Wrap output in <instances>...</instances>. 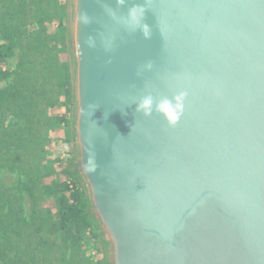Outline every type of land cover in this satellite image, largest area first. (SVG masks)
Listing matches in <instances>:
<instances>
[{"label": "water", "instance_id": "1", "mask_svg": "<svg viewBox=\"0 0 264 264\" xmlns=\"http://www.w3.org/2000/svg\"><path fill=\"white\" fill-rule=\"evenodd\" d=\"M68 33L73 169L108 264H264V0H70Z\"/></svg>", "mask_w": 264, "mask_h": 264}, {"label": "rangeland", "instance_id": "2", "mask_svg": "<svg viewBox=\"0 0 264 264\" xmlns=\"http://www.w3.org/2000/svg\"><path fill=\"white\" fill-rule=\"evenodd\" d=\"M42 5L49 13V18L42 25L36 24L38 13L34 5H28L24 11L13 16V21L10 20L14 23L23 19L26 30L23 44L30 40L37 46L34 53L44 66H40L39 73L33 74L32 83L43 86L44 99L31 108L24 107L26 115L16 117L9 116L7 112L4 114L6 124L18 120L24 125L30 121L33 140L26 147L15 148L0 158V185L11 189L17 207L23 211L22 217L30 224L28 229L32 232L36 229L34 223L37 224L39 220H57V195L53 190L58 181L64 182L67 186L64 194L69 202L79 206L81 214L86 217V224L80 223L78 226L80 247L78 250L68 247L64 255L71 258L68 264H108L107 245L90 212L87 190L73 169V67L68 33L70 0H45ZM40 28L44 29L43 39L38 40L34 38V32ZM21 52L20 48L15 47L11 56L0 59V68L9 72L17 70ZM13 78L12 74L9 78L0 79V89L10 84ZM49 99L56 101L54 106H48ZM32 112L41 118L31 117ZM20 182L32 185L33 194L22 189ZM47 227L45 224L44 233ZM46 235L49 236L48 233ZM49 237L58 240L59 235Z\"/></svg>", "mask_w": 264, "mask_h": 264}, {"label": "trees", "instance_id": "3", "mask_svg": "<svg viewBox=\"0 0 264 264\" xmlns=\"http://www.w3.org/2000/svg\"><path fill=\"white\" fill-rule=\"evenodd\" d=\"M45 0H0V59L11 56L15 47L22 50L17 70L9 72L0 68V79L14 78L5 88L0 89V158L10 154L15 148L26 147L33 140L30 121L20 124L17 121L6 124L7 112L9 116L26 115L24 107H33L44 99V89L41 85L32 83L33 74L39 73L43 62L35 55L37 49L35 42L28 40L24 43L26 30L23 19L13 21V16L19 11H24L28 5H34L38 17L36 24L42 25L49 15ZM13 5V8H11ZM49 18V17H48ZM12 20V21H10ZM43 28L34 32L35 39H43ZM44 66V65H43ZM42 66V67H43ZM55 100L49 99L48 106H54ZM40 115L32 112L31 117ZM22 189L33 194V186L27 182H20ZM67 188L64 182L55 184L54 193L57 195L58 218L50 222L39 220L36 229L32 232L30 225L23 217L22 210L17 207L16 198L11 189L0 185V262L2 264H68L71 258H66L68 247L78 250L81 234L78 230L80 223L86 224V217L81 214L80 207L69 202L64 194ZM35 219V217H34ZM47 224L45 233L49 236L59 235L58 240L45 236L44 225ZM43 233V234H41Z\"/></svg>", "mask_w": 264, "mask_h": 264}, {"label": "clouds", "instance_id": "4", "mask_svg": "<svg viewBox=\"0 0 264 264\" xmlns=\"http://www.w3.org/2000/svg\"><path fill=\"white\" fill-rule=\"evenodd\" d=\"M122 2V0H120ZM143 7L136 6L129 10V16L133 21L139 22V18L143 15ZM143 34L147 38L150 35L148 26L143 25ZM183 93L175 97L176 103H171L168 100H164L157 105V111L162 113L169 124H175L182 112V98ZM137 111H142L144 115H149L152 111V98L144 97L141 102L137 105Z\"/></svg>", "mask_w": 264, "mask_h": 264}]
</instances>
